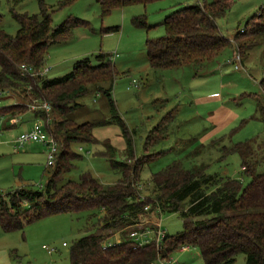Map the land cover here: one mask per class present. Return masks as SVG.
Instances as JSON below:
<instances>
[{
  "label": "rangeland",
  "instance_id": "rangeland-1",
  "mask_svg": "<svg viewBox=\"0 0 264 264\" xmlns=\"http://www.w3.org/2000/svg\"><path fill=\"white\" fill-rule=\"evenodd\" d=\"M44 1L54 26L68 17L87 21L76 27L67 40L50 46L44 64L51 67L47 77L63 76L78 60L87 57L93 64L100 63L101 54L119 72L112 93L123 124L113 120L94 126L93 135L98 142H73L72 149L81 156L72 160L63 181L78 180L83 173L90 172L104 184L116 182L122 172L101 152L110 143L116 148V160L127 159L128 137L132 139L136 157L150 158L140 173L139 186L144 197L153 194L152 174L175 161L190 169L205 165L208 174L239 178L246 185L251 176L243 171V157L229 150L247 140L252 141L248 154L251 170L264 171V121L259 118L258 108L259 104L264 106L260 84L264 77V34L258 35L256 44L253 36H244L234 45L242 61L246 56L239 69L235 67L233 45L202 64L153 68L148 61L147 40L165 35L162 22L166 16L180 7L212 0H152L147 4L117 6L109 13L103 12L99 0ZM263 4L264 0H234L226 14L218 19L221 32L233 38ZM14 11L40 13V0H0L1 27L12 35L20 28ZM142 14L151 28L133 22L134 16ZM115 26L119 29L108 30ZM92 87L78 100L81 106L71 116L79 122L110 121L108 96ZM25 95L0 91V108L16 101L28 107L19 117L20 122L12 127L10 121L14 117L10 119L0 111L5 124L0 133V194L21 187L38 189L52 175L53 165H48V148L44 144L28 142L18 146L15 143L23 131L45 121L32 110V105L42 100L28 99ZM51 116L52 121L61 118L53 109ZM101 215L100 207H85L46 215L23 229L6 232L0 227V264H71L73 242L101 231ZM183 223L177 212H158L156 218L148 217L138 228L145 226V230H150L149 236L157 241L159 224L166 234H175L183 228ZM133 230L130 229V234ZM117 234L121 238V233ZM108 240L117 241L111 240V236ZM45 246L56 251L49 253ZM190 246L188 254L200 251ZM179 256H183L181 251L175 250L169 257L175 260L174 264H182L184 261Z\"/></svg>",
  "mask_w": 264,
  "mask_h": 264
},
{
  "label": "trees",
  "instance_id": "trees-1",
  "mask_svg": "<svg viewBox=\"0 0 264 264\" xmlns=\"http://www.w3.org/2000/svg\"><path fill=\"white\" fill-rule=\"evenodd\" d=\"M150 1L99 0L104 13L117 6ZM233 1H204L180 7L167 15L162 22L165 35L147 40L150 65L173 68L202 64L236 45L241 37L264 34V4L233 38L221 32L218 19L226 14ZM40 5V13L13 12L20 23L15 35L1 27L0 13V91L25 93L28 99L51 103L53 111L61 117L48 127L58 142L59 152L45 185L0 194V227L9 232L23 229L49 214L100 207L102 230L75 239L70 250L71 264H153L160 258H168L183 244L198 247L205 264H234L240 253L246 256L247 264H264V171L251 170L250 140L239 142L229 150L243 157V171L251 176L246 185L239 178L208 174L205 165L190 169L175 161L152 174L153 194L144 197L139 186L140 173L150 158L136 157L129 137L127 159L116 160V148L107 142V150L101 152L122 172L116 182L104 184L90 172L83 173L78 180L63 181L72 160L81 156L72 149L73 142H98L93 135L94 126L113 120L123 124L112 93L119 72L101 54L100 63L93 64L88 57L80 59L70 72L60 77L24 74L23 64L41 68L52 44L67 40L76 27L87 23L79 17H68L54 26L45 1L40 0ZM133 22L151 28L144 14L134 16ZM110 29L117 30L119 26ZM260 84L264 92V77ZM92 85L108 96L110 121L79 122L71 116L81 106L78 100L90 92ZM258 108L259 118L264 121V106L259 104ZM0 111L13 119L25 114L28 107L15 102L1 107ZM158 212L179 213L184 219L183 228L175 234H166L160 243L155 239L139 243L131 236L130 229L144 231L145 226L138 228L140 223L148 217L156 218ZM117 232L121 233V241L111 243L108 237Z\"/></svg>",
  "mask_w": 264,
  "mask_h": 264
},
{
  "label": "built area",
  "instance_id": "built-area-1",
  "mask_svg": "<svg viewBox=\"0 0 264 264\" xmlns=\"http://www.w3.org/2000/svg\"><path fill=\"white\" fill-rule=\"evenodd\" d=\"M232 62V60H230ZM234 62H236L235 67L240 68V64L242 63V56L240 54H235L234 56ZM22 71L24 74H28L31 76H45L47 75L48 71H50L51 67H45L44 65L41 68H36L35 66L31 64H23L22 65ZM32 110L40 113V114H45V117H42L45 119V121H41L42 123L36 122L34 123L33 127L30 129H27L23 131L18 138L15 140V143L18 146H24L28 142H40L44 144L48 148V165H53L56 162L57 159V154L59 152V145L56 139L50 134L48 127L52 123V105L50 102L42 100L40 104H33L32 105ZM41 117V116H40ZM20 119L14 118L13 120L10 121V123H18ZM4 127V121L0 117V133L3 131ZM149 208V205L146 206V209ZM157 230V241L160 243L162 239L165 237L166 232L164 229L161 228V224H159ZM150 230L146 231H137L133 230L131 232V236L134 237L139 241V243H147L153 240L155 237L149 236ZM66 245V243H64ZM49 253H53L56 251V248L54 247H48L45 246ZM189 244H183L181 245L178 250L184 251L190 249ZM174 264L175 260H171L170 257L168 258H160L157 261H155L153 264Z\"/></svg>",
  "mask_w": 264,
  "mask_h": 264
},
{
  "label": "crops",
  "instance_id": "crops-1",
  "mask_svg": "<svg viewBox=\"0 0 264 264\" xmlns=\"http://www.w3.org/2000/svg\"><path fill=\"white\" fill-rule=\"evenodd\" d=\"M253 39H255L254 40V44H256L258 42V40H257L258 39V35L257 36H254ZM233 51L236 54V47L234 45H233ZM246 55H247V53H246ZM245 57L246 56H244L243 61L245 60ZM243 61H242V63H243ZM36 115H38L37 112H36ZM114 238L117 239L116 242H120L121 241V238H119V236H118L117 233L111 236V240L114 239ZM190 250H191V247L188 250L181 251V253H182L183 256L182 257L179 256V257H180V259H183V261H184V262H182V264H205L204 263V260H203V258L201 256V252L200 251L198 253H195V254H191V253L188 254V251H190ZM234 264H247L246 263V256L244 254H242V255L239 254L237 256V259H236V261H235Z\"/></svg>",
  "mask_w": 264,
  "mask_h": 264
}]
</instances>
